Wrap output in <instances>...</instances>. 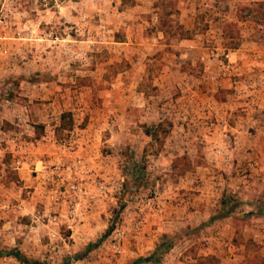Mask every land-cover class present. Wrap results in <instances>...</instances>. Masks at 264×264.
Wrapping results in <instances>:
<instances>
[{
  "label": "rangeland",
  "instance_id": "rangeland-1",
  "mask_svg": "<svg viewBox=\"0 0 264 264\" xmlns=\"http://www.w3.org/2000/svg\"><path fill=\"white\" fill-rule=\"evenodd\" d=\"M127 5L117 0H0V18L6 20L0 25V148L5 149L9 142L26 144L29 156L25 163L30 168L36 160L46 158L44 146L36 142L40 136H49L56 142L70 140L75 156L86 167L100 171L107 164L105 167L122 179L119 190L87 207L90 212L85 213L80 224L71 231L65 225L54 226V236L50 237L49 186L37 185L33 179L20 181L5 153L0 158V184L12 208L0 213L1 251L18 247L29 260L46 264H129L138 256H146L162 234L157 231L149 235L155 230L153 224L139 235L127 227L134 201L162 193L155 181L167 179L165 170L156 169L165 165L155 157L165 149L162 133L158 131L153 139L149 130L160 125L166 135L174 133L173 124L160 111L162 103L169 99L157 87L163 63L161 51L146 54L142 49L136 55L130 46L117 44L128 37L131 27L125 25L127 16L118 14L124 13ZM245 14L242 11L241 15ZM245 17L264 26L262 9ZM198 24L199 30L206 26H202V18ZM160 27L164 31L173 28ZM173 30L168 34L173 39H189L193 34L178 26ZM2 32L7 33L5 38H1ZM230 37L233 42L238 36L231 31ZM211 47L214 45L202 48ZM163 50L175 51L169 47ZM200 66L198 61L194 63V74ZM64 111L71 113L72 128L56 132L58 117ZM36 125L42 126L39 137ZM201 162L192 159L194 165ZM63 167L64 177L79 178L73 160H64ZM184 194H193L195 208L189 207L190 211L209 215L217 212L220 196H209L210 207L205 210L200 193ZM205 214V221L181 227L187 228L162 264H192L194 257L202 256L198 255L202 246L200 230L210 225L205 223ZM253 219H235L237 239ZM118 220H123L125 239L119 256L106 247L110 228ZM97 241L95 248L83 254L88 244ZM248 246L262 247L258 256L264 258L262 241L255 245L249 242ZM0 264L19 263L0 256Z\"/></svg>",
  "mask_w": 264,
  "mask_h": 264
},
{
  "label": "crops",
  "instance_id": "crops-1",
  "mask_svg": "<svg viewBox=\"0 0 264 264\" xmlns=\"http://www.w3.org/2000/svg\"><path fill=\"white\" fill-rule=\"evenodd\" d=\"M117 1L120 3L119 0ZM247 2L264 3V0H130L124 9L125 12L118 13L127 16L125 25L131 27L128 29V37L117 44L130 46L136 55H139L142 49L146 54L161 51L163 63L157 76L159 80L157 87L162 96L169 99L162 103L160 111L161 116L163 113V118L173 124L171 132L174 133L165 135L163 138L165 149L155 156L160 163L165 162L163 167L157 166L156 169L165 170L168 174L164 182L155 181L156 187H162V193H157L153 197V209L147 217L145 227L156 225L155 230L149 233L150 236L157 231L169 233L196 223L195 221H205V211L201 213L190 211L189 207L195 208L193 194H187L188 197L184 192L200 193L204 200L202 207L206 210L210 207L209 196L219 197L226 182L232 194V188L236 183V173L228 172L222 160L210 153L211 147L221 146V142L202 125L184 124V132L180 133L179 125L182 124L180 116L186 114L190 118L195 110L202 122L205 118L212 117L224 119L230 126L241 122L244 129H251L252 140L247 139L242 130L235 150L228 146L221 148H228L227 151L235 165L243 163L245 159H252L257 164H262L264 26L254 23L250 17L244 16L237 20L238 7ZM200 18H202V26L206 25L203 30L197 28ZM231 23L233 26H230L229 30L231 29L230 31L238 36L233 42L229 34L225 35V32L224 35L222 34L223 28L226 29L225 24ZM160 26H173V28L164 31ZM176 26L182 31L193 33L192 36L189 39L168 37V34H173ZM231 43L237 44L235 48H230ZM207 45H214L210 49H226L228 59L235 68V73L223 80L218 89L204 80L203 76L208 71L201 64L198 73H193L197 57L207 51L202 48ZM166 47L174 48L175 51L163 50ZM174 93L175 95L171 96ZM244 149L249 153L244 154ZM182 155H185L191 163L194 158L200 159L203 163L196 165L192 163L191 170L182 175L175 174L170 168V162ZM218 171L224 173L220 184L215 182L213 176ZM27 173L26 170L19 171L20 181H26ZM225 173L229 176H225ZM252 186H256V190L260 191L263 185L252 181ZM257 195V193H248L241 197L253 200ZM205 215L208 218L209 214ZM235 230L231 219L219 220L201 229L206 233L208 240L202 241L198 255H212L218 259V264H237L245 256L261 255L262 247L249 248L245 243L253 242L255 245L257 241H262L264 246L263 220L259 218L250 220L248 227L246 226V229L239 233L241 241L239 245L231 243ZM220 239L229 241L234 246V250H223ZM262 259L264 262V258Z\"/></svg>",
  "mask_w": 264,
  "mask_h": 264
},
{
  "label": "built area",
  "instance_id": "built-area-1",
  "mask_svg": "<svg viewBox=\"0 0 264 264\" xmlns=\"http://www.w3.org/2000/svg\"><path fill=\"white\" fill-rule=\"evenodd\" d=\"M5 18H0V25H4ZM6 32H2L1 38L6 37ZM19 36V32H15ZM204 69L208 73L203 76L204 80L209 82L214 88L221 87L223 80L228 79L235 73V68L228 59V51L226 49H207L206 52L201 53L197 57ZM212 68V70L210 69ZM190 118L186 114L180 116L182 124L179 125L180 133L184 132V124L203 126L213 133L214 138L220 141L221 146L215 145L210 149V153L222 160L223 166L226 170L236 173V183L232 188V195L241 197L248 193H259L264 191V155L262 164L259 165L252 159H245L243 163L235 165L228 148L235 150L239 144V133L243 130V135L252 140L253 135L251 129L243 128L242 123H235L230 126L224 119L205 118L204 121L196 115L198 112L193 110ZM44 146L46 152L45 160H36L30 168L25 163L29 156V148L26 144H17L9 142L6 148H0V158L5 153H8L10 166L18 175L19 171L26 170L25 180L33 179L37 181V185L49 186L48 197V226L49 236H54V226L65 225L66 229L70 230L80 224L85 213L90 212L89 207L95 204L107 195H112L119 190L122 179L113 174V172L105 167L104 164L100 167V171L96 168H88L86 165L75 156L73 142L67 140L66 142H56L49 136H40L36 141ZM244 154L249 151L244 149ZM64 160H73L76 165V170L79 172V178L64 177L65 170L63 167ZM102 164V163H101ZM19 176V175H18ZM223 180V174L215 176V182L220 184ZM252 181L256 184H262V188L256 190V186H252ZM5 187L0 184V213L4 214L12 208V204L8 200L6 194L3 193ZM153 198H145L143 201L135 200L134 211L127 220L128 230L136 235H139L146 226L147 212L153 209ZM200 230V239L207 241L208 237ZM218 240V238H216ZM124 231L123 220L116 221L112 224L109 234L106 238V247L114 255L123 254L124 248ZM221 248L223 250H234V246L226 240L220 239ZM175 247L170 249L173 251ZM132 254V252H130ZM164 264V263H163Z\"/></svg>",
  "mask_w": 264,
  "mask_h": 264
},
{
  "label": "trees",
  "instance_id": "trees-1",
  "mask_svg": "<svg viewBox=\"0 0 264 264\" xmlns=\"http://www.w3.org/2000/svg\"><path fill=\"white\" fill-rule=\"evenodd\" d=\"M120 4L125 5L130 2V0H119ZM255 6V8H252ZM264 11V3L263 2H247L238 7L236 12V18L241 19L245 15H249L251 13ZM242 11H246L245 15H241ZM230 26L233 24H225L226 29L223 28L222 34L230 35L231 29L229 30ZM117 41V40H116ZM237 44L231 43L230 48H235ZM72 128V116L70 112L64 111L61 112L58 117V125L55 127L56 132H63L69 131ZM42 131L41 125L35 126L36 137H39ZM150 137L156 139L157 132L160 131L162 133V139L166 135V131L164 128L159 126H155V128L150 129ZM162 141L159 140V145L161 146ZM193 164L190 160L185 156H178L175 157L170 162V168L175 174L182 175L185 172L191 170ZM250 218H259L264 221V191L258 193L257 197L253 200H248L242 197H236L230 193L228 183L226 182L222 188L220 199L218 202V210L215 214H211L206 219V224H212L216 221L223 220V219H231L232 224L235 225V219H241L247 221ZM187 227L178 230L169 232V233H162L157 242L155 243L152 250L146 256H138L137 258L131 260L129 264H162L164 257L167 255L169 250L172 248L174 243L179 240L184 230ZM237 231L235 230L234 237L231 240V243L234 245H239L241 243L240 239H237ZM99 241L88 244L84 251L88 252L89 250L95 248L98 245ZM249 242L245 244L248 245ZM0 256H9L17 261L19 264H46L38 261L29 260L25 254L18 248L12 247L8 250H0ZM60 264H69V262H62ZM192 264H218V259L212 255H205V256H196L193 258ZM237 264H264L263 259L256 255L245 256L240 262Z\"/></svg>",
  "mask_w": 264,
  "mask_h": 264
}]
</instances>
